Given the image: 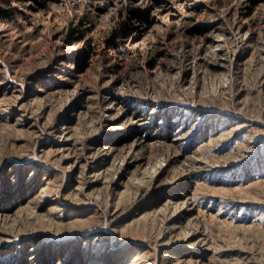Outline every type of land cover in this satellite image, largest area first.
<instances>
[{"label": "rangeland", "instance_id": "obj_1", "mask_svg": "<svg viewBox=\"0 0 264 264\" xmlns=\"http://www.w3.org/2000/svg\"><path fill=\"white\" fill-rule=\"evenodd\" d=\"M256 1L0 0V264H264Z\"/></svg>", "mask_w": 264, "mask_h": 264}, {"label": "trees", "instance_id": "obj_2", "mask_svg": "<svg viewBox=\"0 0 264 264\" xmlns=\"http://www.w3.org/2000/svg\"><path fill=\"white\" fill-rule=\"evenodd\" d=\"M254 2H257L256 0H254ZM11 10H4L2 8H0V18H9ZM132 13L141 18V19H145L148 20V12L141 10L139 8H133L132 9ZM127 30V25L124 24V26L120 29L116 31V36H118L120 33H125ZM85 36V32L83 31V29L80 26H71L69 28V30L66 33L65 36V41L67 43H72L73 41H78L81 40L83 37ZM110 44H112L114 47L117 46V41L115 38H112L109 40Z\"/></svg>", "mask_w": 264, "mask_h": 264}]
</instances>
